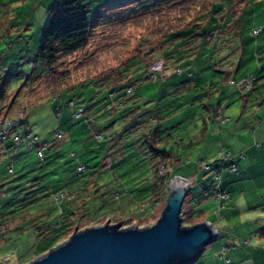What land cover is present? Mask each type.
<instances>
[{
  "label": "rangeland",
  "instance_id": "rangeland-1",
  "mask_svg": "<svg viewBox=\"0 0 264 264\" xmlns=\"http://www.w3.org/2000/svg\"><path fill=\"white\" fill-rule=\"evenodd\" d=\"M111 1H99L108 8L99 9L87 45L47 70L37 52L57 0H0V70H7L0 77V114L17 121L22 111L31 134L50 144L41 160L10 139L0 143V264H28L61 244H55L54 227L44 229L43 224L53 218L52 206L63 202L60 196L82 181L91 179L100 185L96 193L85 192L75 206L74 232L105 223L121 229L154 225L167 197V190L159 185L167 172L189 179L185 207L190 197L200 199L204 190L215 186L212 174L199 164L213 166L228 152L213 137L218 123L207 121L212 128L205 137L200 131L205 109L198 104L212 87H231L228 81L221 82L223 70L231 65L234 81L239 69L264 68V57L258 62L263 66L254 59L264 54V0L247 8L236 38L218 40L216 50L215 42H210L191 65L169 62L156 80L150 79L148 67L162 59L164 39L195 23L209 0H183L144 11H135L136 5L129 2L112 5L118 0L109 7ZM233 4L237 17L244 1ZM254 26L262 28L259 36L251 35ZM177 68L183 74L177 75ZM128 87L132 95H125ZM109 89L117 92L115 97H124V109L111 106ZM214 99L210 97L215 104L221 101ZM71 101L74 106H69ZM79 107L86 117H74ZM134 107L139 119L123 121L122 114ZM90 113L94 120L87 122ZM73 118L82 121L73 123ZM129 124L134 129H127ZM150 127L168 140L164 148L175 154L173 165L151 159L144 151V135ZM212 147L220 148L215 159ZM80 165L86 167L83 173L77 171ZM215 214L211 219L218 224V238L193 264H264V215L253 221L255 226H248L243 224L252 219L231 223Z\"/></svg>",
  "mask_w": 264,
  "mask_h": 264
},
{
  "label": "trees",
  "instance_id": "trees-1",
  "mask_svg": "<svg viewBox=\"0 0 264 264\" xmlns=\"http://www.w3.org/2000/svg\"><path fill=\"white\" fill-rule=\"evenodd\" d=\"M99 1L100 0H98V2H96V0H57L55 6L49 11L50 23L45 28L42 45L37 52V59L47 70H51L56 66L59 59L70 56L87 45L99 9L103 7L108 8L105 6V3L100 4ZM114 1L115 0L108 2L109 7L112 5H122V2H124V4L129 2L136 5L135 11H144L154 9L163 4L174 5L183 0H118V2L111 5ZM243 1L244 7H242L236 17L235 9H233L234 0H209V4L206 5L208 8L196 18L195 23L186 25L183 29L169 33L163 41L165 46L161 53V58L165 66L171 61L177 63L179 67L185 62L191 65L194 57L201 55L199 52L203 50L202 48L209 45L210 42H215L214 49L216 50L218 48L216 45L218 40H225L224 38H228L229 36L230 38H236V35H239L241 18L246 13L247 8L250 7L251 9L252 4L257 5L258 3L255 0H238L240 3ZM110 93L117 94L114 89H109V94ZM123 99L124 97H114V100L122 104V109H124L125 106ZM71 103L74 106L72 101L69 102V106ZM78 109H80V107ZM135 109L136 107L126 110V113L122 114L121 117L123 121L127 120V123L135 121V119L139 117H136V113L134 114ZM59 110L58 108L56 112ZM130 114L133 116L129 118L128 116ZM154 118L155 120L157 119V121L161 120L159 116H154ZM129 125L130 127H127V129H134V124ZM161 132L162 131H158L156 127H150L147 134L144 135V151L149 154L151 159L156 158L159 161H168L173 165L172 161L176 159V156L171 150L168 151L164 148V145H168L169 142L166 139H162ZM172 174L173 171L170 173L167 172L160 180L159 185L161 189L163 188L166 191L169 182L175 176L185 178V176ZM155 176L157 177V174ZM91 182H93L92 185ZM81 183L84 188H80L82 185L77 187L74 184L69 193L60 196V198L64 199L63 202L53 205L50 209L49 213H51L53 217L50 219H56L57 222L52 223L50 220L48 223L43 224L44 229H47V226L50 228L54 227L56 230L55 232H58V235L53 237L55 238V244L66 241L74 233V228L77 226L72 224V219L76 217L75 206L78 204V201L84 198L83 194L91 190L96 193L97 189H99V186H96L93 180H85ZM185 205L186 204H183L181 213L182 225L192 226L198 223V219L200 218L198 211L190 206V202H187L186 207ZM47 216L49 217V215Z\"/></svg>",
  "mask_w": 264,
  "mask_h": 264
},
{
  "label": "crops",
  "instance_id": "crops-1",
  "mask_svg": "<svg viewBox=\"0 0 264 264\" xmlns=\"http://www.w3.org/2000/svg\"><path fill=\"white\" fill-rule=\"evenodd\" d=\"M256 28L261 27L254 26L251 31ZM238 49L242 51L240 47ZM262 57H264V54L259 58H254L256 65ZM229 60L231 61V59L227 60L230 63ZM233 65L228 70H223L224 77L221 78L222 83L228 81L231 87H224V85L216 88L212 87L209 94L207 92L206 104L201 105V102L205 99L198 104L199 107L205 109V115L201 116L202 119L205 117L203 119L204 128L200 131H205V137L209 128H212V125L209 126L207 121L213 123V125L214 122L218 123V134L213 135V137L219 138L216 144L222 147V151H226L232 156L231 164L236 165L238 168L237 174L224 171L219 177L218 190L225 191L228 199L221 202L204 199L202 196L197 200L192 197L189 199L190 206L198 211L200 217L198 222H209L217 232H219V228L216 219H211L214 212L216 217L219 215L217 217L219 220L231 222L237 221V219H252V223L243 224L248 226H255L256 224L253 221L259 218L263 219L262 216L264 215V68H261V70L257 68L250 70L249 68L244 71L239 69L235 74L236 81H234L231 80V76L234 75ZM259 65L263 66L262 62ZM219 69L222 68L216 67V70ZM246 81L251 82L252 87L250 90L241 86V83ZM176 96L174 95V98ZM212 96L215 98L214 100L221 98V101L215 104L210 100ZM216 112L221 113L224 122H218ZM76 121L81 122L82 120L77 119L73 123ZM72 132V130H69V133ZM24 148L28 152V149ZM219 149V147H212L211 157L215 159L218 156ZM90 181L92 180L90 179Z\"/></svg>",
  "mask_w": 264,
  "mask_h": 264
},
{
  "label": "water",
  "instance_id": "water-1",
  "mask_svg": "<svg viewBox=\"0 0 264 264\" xmlns=\"http://www.w3.org/2000/svg\"><path fill=\"white\" fill-rule=\"evenodd\" d=\"M156 223L121 229L104 225L76 230L66 241L28 264H193L218 238L209 222L182 226V208L191 191L186 178L174 177Z\"/></svg>",
  "mask_w": 264,
  "mask_h": 264
},
{
  "label": "built area",
  "instance_id": "built-area-1",
  "mask_svg": "<svg viewBox=\"0 0 264 264\" xmlns=\"http://www.w3.org/2000/svg\"><path fill=\"white\" fill-rule=\"evenodd\" d=\"M262 31V28H256L251 31V35L256 37L259 36ZM165 68L164 61L161 59L158 62H155L151 64L148 67L149 77L152 80L157 79V73L163 72ZM177 75L183 74L184 70L179 68L176 71ZM7 70H0V77L6 76ZM242 87L244 89L250 90L252 85L250 81H246L241 83ZM132 87H128L125 90L126 95H131L133 92ZM109 97L112 100L111 106L122 107L121 103H118L116 100H114L115 93H110ZM206 99L201 102V105L204 106L206 104ZM70 106H73L71 103ZM85 114V115H84ZM23 112H18V116H20L19 120H13V118H10L9 115H2L0 114V143L10 139L16 147H26L29 152H34L37 157H39L41 160L45 159V151L49 148L50 144L47 143H40L37 136H34L31 134L30 129L27 127V121L24 120ZM86 117V111L82 108L77 109V112L74 114V117L80 118V117ZM216 118L220 122H224L221 113L216 112ZM94 120V118L89 114L87 119L85 121L91 122ZM17 128H22L23 133H18ZM62 134L57 133L56 138H60ZM95 137L97 139H101V135L95 134ZM232 156L227 153L224 157H222L221 160H219L215 165H205L204 163H200L199 166L207 171L210 172L214 178L215 186L209 190L204 191L202 194V197L204 199H210L212 201L221 202L226 199H228V195L225 191L218 190V184H219V177L220 174L224 171H228L231 174H237L238 168L236 165L231 164ZM86 170V167L83 165H80L77 168L78 173H83ZM13 169H9V172L12 173ZM1 231V227H0Z\"/></svg>",
  "mask_w": 264,
  "mask_h": 264
}]
</instances>
